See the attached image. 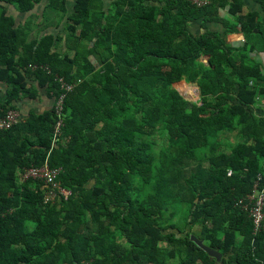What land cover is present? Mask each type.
I'll return each mask as SVG.
<instances>
[{
	"label": "trees",
	"instance_id": "16d2710c",
	"mask_svg": "<svg viewBox=\"0 0 264 264\" xmlns=\"http://www.w3.org/2000/svg\"><path fill=\"white\" fill-rule=\"evenodd\" d=\"M0 1L27 12L38 0ZM209 1L116 0L106 10L75 0L72 58L51 53L50 36L19 52L20 33L2 16L0 118L38 87L64 98L56 137L54 107L0 130V264H264V230L254 234L239 205L259 175L264 184V68L250 56L264 52V0L261 14L230 7L238 48L191 33L189 23L229 0ZM57 2L49 8L65 13ZM180 81L196 84V102L173 87ZM45 163L60 169L66 201L45 203L47 186L23 178Z\"/></svg>",
	"mask_w": 264,
	"mask_h": 264
},
{
	"label": "crops",
	"instance_id": "0c3cea01",
	"mask_svg": "<svg viewBox=\"0 0 264 264\" xmlns=\"http://www.w3.org/2000/svg\"><path fill=\"white\" fill-rule=\"evenodd\" d=\"M57 6L61 7L64 2L66 12L59 9L52 10L49 8L51 0H38L33 8L27 12L18 10L14 5L3 3L0 1V22L7 18L12 23V29L17 30L22 38L19 52L24 53L30 49L32 44L40 38L50 36L53 39L51 53H58L61 56L70 58L75 54V49H68L65 44V27L67 19L73 14L75 0H56ZM116 0H102L104 9H110L112 3ZM237 2V3H236ZM239 3V6H238ZM220 5V3H219ZM237 8L241 15L247 13L261 14V7L255 0H229L225 6L215 5V14L212 16L201 17L189 23V29L194 35H201L205 31L217 33L226 38V42L230 47L238 48L244 43L243 34L239 31L237 16H233L230 7ZM238 15V14H237ZM4 18H3V17ZM3 28H7V23ZM232 32V33H228ZM264 55V52H252L250 56L254 60L253 55ZM264 61V57L262 56ZM202 62L207 65L208 57H202ZM262 68H264V63ZM27 80V79H26ZM185 82V81H184ZM28 85H35L36 81H28ZM186 85V84H184ZM199 92V89H197ZM7 92V84L0 82V104L5 100ZM196 102V101H195ZM15 111L18 113L19 119H25L30 113L42 114L55 107V101L47 90V86L37 88V96L34 99L23 98L13 103ZM222 259V257H221ZM220 259V261H221ZM216 261V260H215ZM219 261V262H220ZM216 261V263H219Z\"/></svg>",
	"mask_w": 264,
	"mask_h": 264
},
{
	"label": "built area",
	"instance_id": "2783aa9c",
	"mask_svg": "<svg viewBox=\"0 0 264 264\" xmlns=\"http://www.w3.org/2000/svg\"><path fill=\"white\" fill-rule=\"evenodd\" d=\"M184 1L195 8H204L210 1L209 0H181ZM71 87H66V90H70ZM64 95H62L58 101L55 103V114L58 118L55 128L54 137L59 134V129L62 124L61 111H62V100ZM19 121L18 113L15 110H9L6 114L0 118V130L9 129L14 124ZM60 169H51L45 163L41 167H32L26 169L23 172L24 179H36L44 183L47 189L44 192V202H54L56 200L66 201L71 192L59 185L56 181ZM263 178L259 175L255 182L252 193L248 195L244 200L239 202V205L243 207L249 214V217L253 223V233H259L264 230V184H261Z\"/></svg>",
	"mask_w": 264,
	"mask_h": 264
},
{
	"label": "rangeland",
	"instance_id": "374dc122",
	"mask_svg": "<svg viewBox=\"0 0 264 264\" xmlns=\"http://www.w3.org/2000/svg\"><path fill=\"white\" fill-rule=\"evenodd\" d=\"M254 57V62H260L262 63L263 61V58H261L262 56L264 57V55H253ZM252 58V57H251ZM264 63V61H263ZM184 84H186V86L189 88V90H191L189 93H186V92H183L182 91V86H185ZM173 87L175 89H177L178 91H180L182 93V95L188 100V101H191V102H195L199 99V92H198V87L196 86V84L194 83H187V82H184V81H180L176 84L173 85ZM195 91V92H193ZM196 93V94H195ZM263 102L262 101H258V104L257 105H262ZM222 139L223 141H226L228 142L229 144H233L235 142V135L234 134H224L222 135ZM196 231L193 230V233H195ZM173 264H177L176 262H173Z\"/></svg>",
	"mask_w": 264,
	"mask_h": 264
},
{
	"label": "water",
	"instance_id": "95a60500",
	"mask_svg": "<svg viewBox=\"0 0 264 264\" xmlns=\"http://www.w3.org/2000/svg\"><path fill=\"white\" fill-rule=\"evenodd\" d=\"M176 90H177V89H176ZM177 91H178V90H177ZM178 92H179V94H180L185 100H187V99L182 95V93H181L180 91H178ZM187 101H188V100H187ZM177 237H178V236H177ZM189 239H190L191 242H193V243L196 245V247H198L199 249H201L202 251H204L209 257L214 258L217 262L220 261L222 255H221L218 251H216V250H214V249H211V248L207 247V246L203 243L202 240L196 238L194 235H190Z\"/></svg>",
	"mask_w": 264,
	"mask_h": 264
}]
</instances>
